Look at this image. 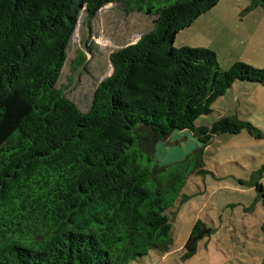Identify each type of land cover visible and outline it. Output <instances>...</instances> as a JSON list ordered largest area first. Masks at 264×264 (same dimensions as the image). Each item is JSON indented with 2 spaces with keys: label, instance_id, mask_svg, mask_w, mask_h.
Listing matches in <instances>:
<instances>
[{
  "label": "trees",
  "instance_id": "16d2710c",
  "mask_svg": "<svg viewBox=\"0 0 264 264\" xmlns=\"http://www.w3.org/2000/svg\"><path fill=\"white\" fill-rule=\"evenodd\" d=\"M146 1L0 0V264H129L167 251L188 170L160 164L158 144L189 132L205 148L250 129L195 122L235 83L264 85V68L223 70L213 51L173 45L220 0H159L154 13ZM108 4L155 16L153 28L109 55L112 74L82 112L57 85L80 14L91 23Z\"/></svg>",
  "mask_w": 264,
  "mask_h": 264
},
{
  "label": "rangeland",
  "instance_id": "374dc122",
  "mask_svg": "<svg viewBox=\"0 0 264 264\" xmlns=\"http://www.w3.org/2000/svg\"><path fill=\"white\" fill-rule=\"evenodd\" d=\"M237 3L220 0L216 9L176 35L174 47L213 51L223 70L235 63L264 68V0ZM140 6L144 11L152 6L154 13L161 4L148 0ZM84 18L81 13L57 85L82 112L89 109L98 84L112 74L109 55L150 32L155 16L108 4L91 23ZM211 109L196 126L229 117L251 127L217 135L205 148L189 132L181 140L158 144L160 164L187 163L183 189L170 211L173 242L167 251L150 250L129 264L264 262V85L235 83ZM195 153L201 159L198 169ZM198 222L191 254L187 244Z\"/></svg>",
  "mask_w": 264,
  "mask_h": 264
},
{
  "label": "crops",
  "instance_id": "0c3cea01",
  "mask_svg": "<svg viewBox=\"0 0 264 264\" xmlns=\"http://www.w3.org/2000/svg\"><path fill=\"white\" fill-rule=\"evenodd\" d=\"M219 2H220V1H219ZM234 2H235V4H236V3L238 2V0H234ZM237 5H238V3L236 4V6H237ZM216 7H217V6H216ZM216 7H215L214 9H216ZM214 9H212V10H214ZM212 10H211V11H212ZM208 13H209V12H208ZM202 16H203V15H202ZM200 17H201V16H200ZM200 17H199V18H200ZM199 18H198V19H199ZM198 19H197L194 23H196V22L198 21ZM194 23H193V24H194ZM190 28H191V27H189L188 29H190ZM185 30H187V29H185ZM183 31H184V30H183Z\"/></svg>",
  "mask_w": 264,
  "mask_h": 264
}]
</instances>
